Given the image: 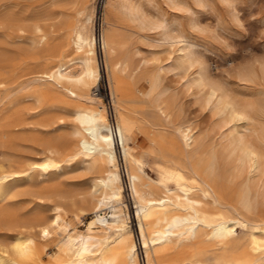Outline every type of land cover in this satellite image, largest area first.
Segmentation results:
<instances>
[{"label": "bare ground", "instance_id": "bare-ground-1", "mask_svg": "<svg viewBox=\"0 0 264 264\" xmlns=\"http://www.w3.org/2000/svg\"><path fill=\"white\" fill-rule=\"evenodd\" d=\"M60 16L62 13L50 15L47 22L33 21L32 35L28 34L27 24L11 19L17 36L22 39L19 44H29L36 51L48 47L50 41H57H54L57 43L54 50L41 54L47 58L41 67L40 63L29 66L25 53L20 58L0 57V92L20 83L33 84L6 106L2 105L0 97V217L6 219L4 232H0V237L4 236L0 238V264H24L34 255L36 238L47 240L59 230H62L61 235L67 236L68 244L64 243L66 247L70 244L73 252L68 257L66 254L64 260H54V264H140L138 242L126 230L124 208L127 205L120 203L126 200L117 143L121 144L136 203L138 237L147 264H250L251 258L264 255V217L254 214L251 183L237 187L239 194L233 193L236 187L217 170L214 156H205L204 144H196L197 129L194 131L191 121L187 123L180 113V99L177 100L173 92L170 94L171 91L165 95L161 90L153 104L159 119L142 118L145 123L142 130L149 146L145 152H139L131 146L137 132H129L120 116L116 124L109 122L107 111L99 107V101L92 95L99 78L95 60L97 37L92 26L80 16L72 31L67 32L60 26ZM66 40L71 41L75 56L58 52L56 47ZM102 43L110 60L111 93L116 109L122 102L127 104L126 100L135 106L142 102L147 109L151 99L148 95L155 93L160 85V75L151 83L149 94L147 85L143 84V76L148 72L144 71V75L138 72L140 63L134 53L125 50L123 37L103 34ZM119 52L124 55L112 58ZM190 61L193 63L192 59ZM203 82V76L193 80L195 85ZM215 95L216 89L212 88L209 100ZM221 101L220 97L218 102ZM228 108L234 118L245 117V113L230 102L225 103L224 109ZM28 112L38 119L28 121ZM231 145L241 152L242 162H249L254 171H264V157L252 141L239 134L233 136ZM147 160L152 163L156 179L145 173ZM76 169H81L82 176L74 182L71 173ZM51 174L55 176L50 178ZM49 181L52 183L47 184ZM246 181L248 179L244 178L240 183ZM36 182L43 184L38 189V198L53 200L50 211H45V206V210L28 219L16 215L14 209L6 210L4 203ZM69 183H78L80 187H67ZM256 189L259 188L256 186ZM76 204L81 205V211L94 212L96 217L88 228L98 223L102 224V229L118 228L107 246L93 248L90 235L68 229L71 223L66 221L67 212ZM258 207L261 208L259 204ZM109 208L112 209L111 219L107 215ZM238 228L245 231L244 235L236 234Z\"/></svg>", "mask_w": 264, "mask_h": 264}, {"label": "rangeland", "instance_id": "rangeland-1", "mask_svg": "<svg viewBox=\"0 0 264 264\" xmlns=\"http://www.w3.org/2000/svg\"><path fill=\"white\" fill-rule=\"evenodd\" d=\"M59 13H62V16L59 17L62 22L60 26H64L67 32L72 31L80 16L83 20L85 19L87 25L92 26V32L97 37L95 60L99 68V78L92 89V95L99 101V107L107 111L106 117L109 122L116 124L117 117L120 116L129 132H137L131 146L136 147L139 152H145L148 149V138L145 131L142 130L145 129L143 119L148 117L157 121L159 117L153 107L156 97L160 96L161 90L165 95H169L167 92L171 91L170 94L173 92L172 95L176 96L177 100L180 99L178 107L180 106L179 111L183 118L187 123L191 121L190 124L194 126V131L197 129L195 131L198 140L196 144H204L205 156H214L213 161L217 170L232 182V187H236L235 190L233 188V193L239 194L237 187L240 188L242 185L251 183L254 214L264 217V180H262L264 171H254L249 162H242L240 160L241 152L234 150L231 145L233 136L242 134L257 146L264 157V0H0V57L4 55L20 58L27 54L28 65L31 64L34 67L39 66L37 64L40 63L39 67H41L44 60L47 59L43 55L47 54L50 49H55L57 43L54 41L56 40L50 41L48 47L36 51L32 50L29 44H19L22 39L17 36L16 26L12 24L11 19L13 18V22L21 21L27 24L28 34L32 35L30 25L33 21L47 22L50 15ZM103 34L122 36L125 50L134 53L135 59L140 63L138 72L143 73L142 75H144V71L145 73L150 72V75L146 73L144 75L146 77L143 76V84L147 85L146 89L149 94L154 80L160 75L158 90L156 89L155 93H152L153 95H148V99H151L148 100L147 109L143 107L144 103L138 102V105L135 106V103L129 100L124 101L129 106L122 102V108L120 106L118 110L116 109L111 93L110 60L102 43ZM177 34L180 35L179 38L173 36H178ZM56 48L59 53L70 55L69 57L76 55L70 40H66ZM124 52H119L112 58L117 57L118 54L122 56ZM190 59L193 60V63ZM151 74L154 75V79L150 78ZM200 76L204 77L203 84H193L194 78L198 79ZM23 86L24 88H22ZM25 86L27 87L25 88ZM32 87V83L25 82L11 87L12 91L10 89L1 91L2 105H8L15 96ZM15 88L16 90H14ZM212 88L216 89V95L209 100ZM218 97L222 98L221 102H218ZM226 102L232 103L235 108L244 112L245 117L234 118L229 108L224 109ZM32 113L26 114L28 121L36 120L35 117L38 119V116H32ZM137 113H142L144 116L136 115ZM205 140L207 141L205 142ZM210 149L213 152H209ZM117 154L126 200L125 203L123 201L120 203L127 205L124 208V215L128 222H126V230H129L138 242V261L140 264H147L144 247L141 246L138 237L136 203H134L131 192L120 143H117ZM208 154L211 155L208 156ZM145 166V173L149 177L152 176V179H156V172L152 169L150 160L146 161ZM252 171L253 173H251ZM81 174V169H76L71 173V180L77 182L81 178ZM53 175L55 176V174H51L50 178H53ZM247 175H249L250 181ZM244 178L248 179L246 181L248 184L240 183ZM260 181L262 182L260 183ZM238 182L240 184H237ZM50 183L52 181L47 184ZM40 184V182H36L32 186L26 187L31 190L19 191L18 194L26 192V196H24L25 194L13 196L9 203H4L6 210L13 211L12 209H14L16 215L28 219L45 210V206H47L45 211H50L53 205L52 198L45 197L46 199L43 200L37 196L38 189L43 185ZM73 185L69 183L66 186L80 187L78 183H73ZM256 186L259 188L258 190ZM28 191H31L30 194ZM258 204L260 209H258ZM79 207H81L80 204H76L75 208H71V210L69 207L66 221L71 224H68V229L78 232V234L90 235L93 248L107 246L118 228L102 229L101 223L93 225L92 229L88 228L90 221L96 216L93 211L83 210V212L79 210ZM110 210L112 211L111 208L107 209L109 219H111ZM75 213L78 215L76 216ZM5 220L4 217H0L1 233L4 232ZM89 229L92 230L91 233H89ZM60 233L62 230H59V233H55V235L53 233L47 240L36 238L34 255L27 261L25 260L24 264H54L56 259L61 261L66 258V254H68L67 257L72 254L71 245L69 244L67 247L65 245V243L68 244L67 236H64V233L62 236ZM244 233L242 228H238L236 231V234L240 236ZM0 238L3 239L4 236ZM250 264H264V255L251 258Z\"/></svg>", "mask_w": 264, "mask_h": 264}]
</instances>
